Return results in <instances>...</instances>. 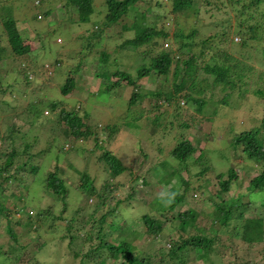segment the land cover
Listing matches in <instances>:
<instances>
[{"label": "rangeland", "instance_id": "374dc122", "mask_svg": "<svg viewBox=\"0 0 264 264\" xmlns=\"http://www.w3.org/2000/svg\"><path fill=\"white\" fill-rule=\"evenodd\" d=\"M30 1L32 6L29 8L21 0H3L1 3L2 5L7 3L10 5L14 3L17 5L22 4V7L20 5L14 11L17 14L18 27L25 38V43L30 45L31 51L22 57L13 58L10 56L9 59L4 60L0 64V79L3 81L4 76L8 72L7 77L9 78L5 79V83L14 81L13 87L5 96L0 97V115H3L0 116V131L7 133L9 132V127L14 124L18 126L19 124L20 126L22 125L21 131L27 133V135H23L19 131L16 137L15 146L21 150V156L17 158V163L29 160L27 157L30 153H39L41 155V152L46 147L49 150L42 158L37 155L34 157L31 155L32 160L39 158L26 163L28 169H31L32 165L36 163L38 165L36 172L24 170L17 173L16 176L20 178V181H18L17 187L14 186L15 190L12 192V194L14 193L20 197L16 196L19 200L17 211L7 204H2L8 198L5 193V195H0L2 199L0 201V211L5 207L3 210L10 212V218L13 219V222H23L24 220L29 223L39 222L38 212L41 208L48 207L55 215L63 214L65 218L47 220L44 228L40 231H36L33 227L27 226L26 228L21 225L23 231L20 228L17 230L21 234H26V240L30 241V244L25 249V254L16 264H82L79 260L80 258L74 254L75 249H80L77 244L79 238L73 244L70 243V245L66 227L68 220L72 221V223L75 222V218H79V221L82 220L86 213L89 212L88 209L97 203V197L79 188L83 182L81 173L87 170L90 177L94 179V185L97 190H102L105 185H108L112 194L121 198H124L135 185L136 198L147 203L149 199L152 200L155 197L159 190V182L156 177H161L167 173L168 164L165 159L174 163L171 166L177 164V160H174L170 154L165 155L166 151H170V145L173 147V144L176 143L175 138L190 139L199 149L201 148V156H198L200 154L194 155L197 161L195 162V159L189 163L191 164V171L187 174L184 173V176H188L191 179L194 177L193 184L195 185L200 183L202 175L200 174L199 177L197 173L203 170L205 178L210 179L208 187H205L206 196H202L200 192L190 191L186 193L188 195L185 202L180 204L181 210L188 207L198 210H210L211 201L208 200V197L220 188L218 174L227 172L230 167H235L240 175L238 181L240 185L233 186L230 193L223 192L221 197H215V199L224 204V202H229L232 197L237 198L236 200L238 201V196L241 194L244 195L242 197L252 198L251 193L255 192L253 204L248 206L243 217L264 216V205H262L264 192L261 191L263 189L258 187L260 184L256 181L261 166L254 160L247 159L244 155H241L240 150L237 152L231 151L235 134L244 129V127L259 126L264 118V96H259L253 92L262 85L259 83L261 79L259 78L258 80V76H260V73L264 74V42L246 38V32L239 29L240 24L242 25L252 13L256 17L253 19L248 17L251 19L250 23L255 22L260 17V9L264 7V1L260 4L258 12L255 8L248 5L243 6L244 4L227 6V10H224V8L220 10L214 5V2L209 4L204 1L199 6L200 1L198 0L196 8L200 7V9L197 13L194 10L190 11V13L175 11V0H170L167 4L162 5L154 4L149 9L146 8L147 4L143 0L137 2L135 8L147 15L145 22L150 26L156 24L159 28H165L172 34L180 27H183L184 30L187 29L186 33H190L193 28L199 29L193 42L194 47L189 50L190 55L192 53L198 54L201 50H205L203 61L199 64V70L196 71L199 78L209 82L213 79V76L206 71L204 66L212 62L211 56L215 55V52L219 51V49L228 51L229 54L235 57L237 62L243 67L246 66L247 71H249L245 81H240L238 77L235 78L237 81L236 86H232L229 93L224 92L220 101H207L205 109L210 107L212 115L203 118L202 121H193V126L189 129L190 133L188 136H185L188 130L178 128V130H174V128L178 127L179 122H182L181 118L186 119L191 114H197V107L181 104L182 108L178 111L176 109L177 106H173L171 109L176 111L177 114L181 113V116L171 115L170 119L168 117L164 119V116L161 115L156 117L152 113L146 114L139 107L142 104L133 106L131 110L126 112L133 91L132 86L126 87L124 85L125 87H122L121 83L115 90H103L102 87L100 89L105 78L106 82L115 81L112 78L108 80L105 73H111L123 67L130 75L136 77V71L140 67L149 68L151 66V60L148 56L151 55L153 57L156 55L155 52L158 51V49H155L151 53L146 52V56L142 55L144 49L137 50L127 43L124 44V47L122 46L126 39L135 35V30L131 29L133 17L130 16L125 20V26L122 23H116L113 26H109L110 28L106 26L105 29L110 32L107 38L105 36L106 39L101 36L93 38L91 33L94 30V26H104L102 23L107 12L106 6H104L105 0H96V11L91 15L90 21L85 23L78 22V19L76 20L78 12L72 5L67 3V0H43L42 3L37 0L38 4H35L34 0ZM248 1L244 0V2ZM194 2L197 1L195 0ZM39 13H43L42 18L37 16ZM168 22L170 23L169 28ZM177 22H179L178 25L176 24ZM244 26L246 27L247 25ZM2 29L3 27L0 23V32H2ZM213 33L217 34V37H215L217 44H209L204 47L201 41L209 35H214ZM244 41H246L245 44H243ZM163 42L164 47L167 50L173 49L172 51L177 57L181 40H165L163 38ZM146 47L144 46V48ZM105 48L109 49L106 50ZM100 52L102 55L111 53V56L108 57V60H102L103 63L99 56ZM57 60H61V62L56 69L54 65ZM175 66L176 62L174 61L168 75L159 72L155 73L154 69L153 71H148L150 74L137 80V84L146 92L162 88L163 86H166V89L171 88L172 82H178L186 69L193 72L197 65L194 62H190L188 66H182L181 76L176 80L174 79ZM73 72L78 86L75 90L70 89L67 94H64L62 88L69 75L73 74ZM97 73L100 76H97ZM26 74H29L28 76L31 79L29 83L25 81ZM109 85L107 84L105 87ZM201 87L202 89L205 88L202 84ZM39 99H45L46 101L41 102L40 112H43V114L41 113L40 118L35 123L32 120L24 119L25 114L22 116L14 115L18 111H26L30 102ZM151 100L154 102L153 99ZM54 101L60 102L56 110L54 112L46 110L48 108L51 109L50 104ZM62 103H66V105H62ZM144 105L148 108L152 106V103H149V99H147ZM63 107H65V110H78L77 112L83 117L85 123L95 128L98 125V128H96L97 135L91 134L87 138H74L66 120L60 118ZM155 118L157 121L153 122ZM33 124L38 129L35 128L36 130L32 133L30 129ZM101 124L104 125L103 128ZM113 124L118 125V131L111 133L107 126L111 125L112 127ZM199 126L202 131L197 130ZM151 131L154 134H151ZM22 136H25V139ZM96 136L99 137V141L96 140ZM97 142L102 146L98 147ZM26 143L30 145L27 148V152H25ZM1 144L5 143L0 142ZM158 145L165 148V156L158 149ZM105 149L120 157L123 163L128 166V169L114 177L106 163L99 159ZM151 160L157 161L156 164L161 162L163 165L155 164L156 166L154 165L155 167L150 172ZM56 163L60 165L59 172L70 184L68 185L70 189L68 200L70 203L67 211L63 213L62 209L64 206L62 201L48 195L44 191L45 179L49 171L55 169ZM192 173L196 174L193 176ZM143 176L152 181L151 185H143ZM27 185L28 191L25 190ZM248 186L253 187L248 189ZM150 192L153 194L151 195ZM153 204H155V200L148 206ZM76 209H80L82 214L77 216L75 214ZM30 210L35 214H31ZM127 211H129L128 215L131 214L138 218L135 227L139 230L143 229L145 224L140 210L134 209L131 211L127 209ZM236 212L239 214L242 209L239 208ZM168 213L170 214L171 212L168 210ZM151 214L159 216L156 207ZM0 219H3V216H0ZM243 219L235 216L233 221H230L231 223L229 222L227 226L218 224L221 234H224L223 239L226 243L224 244L221 240L223 247L227 245L230 247L228 248L229 250H233L231 247L237 244L236 235L244 228V223L238 226H236V223H241ZM174 220L175 222L169 224L160 238H155L148 234L143 235L141 239H139V236L135 237L139 246L143 244V240L148 238L150 239L148 247L155 249L164 247L166 249L163 258H158V264H172L173 257L168 253V249L170 248V237L174 235L178 225V220ZM5 223L7 221L4 219L0 222V234H3V236H0V241L3 242L9 240V236L5 234V232L7 233ZM212 227V218L199 214L197 226L189 228L187 232L189 234H198L200 231L211 235ZM222 227L224 228L222 229ZM127 231L130 232V230ZM81 234L83 233L81 232ZM39 235H42V238H39ZM115 235V231L110 230V239L113 240ZM131 240H133V235H131ZM37 245H40V247H37ZM241 245L243 244L241 243ZM3 246L4 243L0 242V264H11V257L9 258V256L12 254L7 252ZM144 246L147 247L146 245ZM35 250L37 254H34ZM153 251L156 252V250ZM261 253L248 250L246 258L250 262L264 264L262 262V260L264 261V248ZM18 256L19 253H16V257ZM198 256L196 249L192 248L188 264H210L209 259L204 260ZM16 257L14 255L15 259H17ZM216 259V257H211V260Z\"/></svg>", "mask_w": 264, "mask_h": 264}, {"label": "trees", "instance_id": "16d2710c", "mask_svg": "<svg viewBox=\"0 0 264 264\" xmlns=\"http://www.w3.org/2000/svg\"><path fill=\"white\" fill-rule=\"evenodd\" d=\"M21 1L26 5L27 8L32 6L31 1L29 2V0ZM40 1V3H42L43 0ZM138 1L139 0H105L104 6H106L105 8L107 12L102 23L104 26H94L91 36L93 38L98 36L105 38L106 36L107 38L110 32L105 29L106 26H113L116 23H122V25L125 26V20L131 16L133 17L131 29L135 30V35L132 38L126 39L122 46L124 47V44L127 43L137 50L144 49L142 55H146V52L151 53L155 49H158V51L155 52L156 55L153 57H151V55L148 56L151 60V66L149 68L144 66L140 67L139 70L136 71V77L130 75L129 72L124 70L125 68L123 67H120L111 73H105V76L108 77V80L112 78L115 79V81L106 82V78L103 76L105 80L102 81L100 89L102 87L103 90H115L120 86L119 84L121 83L122 87H125L124 85H126V87L132 86L133 91L128 102L126 112L131 110L133 106H139L142 104V106L139 107H141L146 114L149 115L152 113L156 117L161 115L164 116V119H166V117L169 118L171 115L181 116V113L178 112L179 114H177L176 111L171 109L173 106H177L176 109L178 111L180 108H182V106H180L181 104H189L192 107H197V114H191L186 119L181 118L182 122H179L178 127L174 128V130L177 128L188 130L187 134H185V136H188L190 133L189 129L193 126V121H202L203 118H207L209 115H212L210 107L205 109L207 101H220L224 92L229 93L231 91V87L236 86L237 81L235 78L238 77L240 81H245L249 71H247L246 66L243 67L239 62H237L235 57L229 54L228 51L219 49V51L215 52V55L211 56L212 62H209L204 66L206 71L213 76V79L209 82L199 78L196 71L199 70V64H201L203 61L205 50H201L198 54L192 53V55H190L189 51L194 47L193 42L195 41V36L198 34L197 31L199 29L193 28L190 33H186L185 31L187 29L184 30L183 27H180L172 34L165 28H159L156 24L154 26H150L149 24H146L147 22H145L147 15L135 8ZM143 1L147 4V9L153 7L154 4H165L159 0ZM194 1L195 0H175L174 10L188 13L194 10L197 13L200 7L196 8V6H198V0H196L197 2ZM199 1V6H201L204 1L205 3L209 4L214 2V5H216V7L220 10L223 8L224 10H227V6L230 7L234 4H244L243 6L248 5L249 7L255 8L256 11H258L260 4H262L264 0H249L248 2H244V0ZM2 2L3 0H0V23L3 27L2 32H0V64L4 60L9 59L10 56L13 58L22 57L31 51L30 45L25 43V38L18 27V20L16 17L17 14L14 11L20 5L22 7V4L20 3L17 5L14 3L13 5H10L7 3L2 5ZM33 2L38 4L37 0H34ZM95 2L96 0H67V3L72 5L73 8L78 12L76 20L78 19V22L82 23L90 21L91 15L96 11ZM37 16H41L42 18L43 13H39ZM248 17L253 19L256 16L252 13L251 16ZM248 17L245 19L242 25L240 24L239 29L246 32V38L256 39L259 42H264V7L260 9V17L257 18L255 22L250 23L251 19ZM178 23L179 22L176 24L178 25ZM169 24L170 23L168 22V28L170 26ZM244 25L247 26L245 27ZM215 37H217V34L207 36L206 39L201 41L202 45L204 47L208 46L209 44L214 45V43H216ZM163 38L165 40H181L177 57L174 51H172L173 49L167 50L166 47H164L165 45L163 44ZM245 43L246 41L243 42V44ZM144 46L147 47L144 48ZM105 49L108 50L109 48ZM99 56L101 62H103L102 60L109 59L108 57L111 56V53H104V55H102L100 52ZM174 61L176 62L174 69L175 80L181 76L182 66H188L190 62H194L197 66L193 72H190L188 69H186L178 82H172L171 88L166 89V86H163L162 88H157L155 90L146 92V90L143 91L142 87L137 84V80H140V78L145 75H149L150 73L148 71H153V69L155 73L159 72L164 75H168L171 71ZM60 62L61 60L56 61V66L54 65L56 69ZM8 74L9 73L7 72L3 81L0 79V97L5 96L14 85L13 80L5 83V79L9 78L7 77ZM28 75L29 74H26L25 76V81L27 83H29V80H31ZM74 75L75 74L73 72V74H70L67 78V81L62 88V92L64 94H67L70 89L75 90L78 86ZM96 75L100 76L99 73ZM259 78L261 80H259ZM258 80L263 86L261 85V87L257 88L253 92L259 96H264V74L260 73ZM107 84L110 85L105 87ZM201 84L203 87H205L204 89H202ZM147 99H149V103H152V106L148 108L145 107V105L143 106ZM151 99H153L154 102ZM42 101L46 100L39 99L32 101L29 103L28 109H26V111L21 110L14 115L22 116L25 114L24 119L32 120L35 123L36 120L40 118L41 113L43 114V112H40V105ZM137 102L140 103L135 104ZM59 105L60 102L54 101L50 104L52 110L50 108L45 109L54 112ZM62 105H66V103H62ZM77 111L75 109L65 110V107H63L60 113V118L62 120H66L73 137L79 139L87 138L91 134L97 135L96 128H98V125L95 128L94 126L85 123L83 117ZM156 121L157 119L155 118L153 122ZM261 123L262 124L255 127H244V129L237 132L232 140L233 148H231V151L237 152L240 150L241 155H244L247 159L254 160L261 166V170L258 172L256 181L260 184L258 187L263 189L261 191L264 192V118L262 119ZM18 126L14 124L12 127H9V132L7 133H2L0 131V142L5 143L0 145V195L5 193L8 196L7 200L3 201L2 204L11 206L15 211H17L16 208L19 204V200L16 197L18 195L14 193L12 194V192L15 190V187H17L18 181H20V178L16 176L17 173L24 170L35 171L38 167L35 162V165H32L31 169L26 167V163L32 160V156L34 157L37 155L40 158L44 157V154H46L49 150V148L46 147V149L41 152V155H39V153H30V155L27 157L29 160H24L23 162L17 163V158L21 156V150L15 146V141L19 131L22 132V125L20 126L18 124ZM101 126L103 128L104 125L101 124ZM31 127L32 128L30 131L32 133L34 130L38 129L34 126V124ZM107 128L111 133L118 131V125L115 124H113L112 127L111 125L107 126ZM199 129L197 130L202 131L200 126ZM151 134H154V132L151 131ZM23 135H27V133H23ZM22 138L25 139V136H22ZM95 138L97 141H99V137L96 136ZM175 140L176 143L173 144V147L170 145L171 143L169 144L170 151H166L165 155L170 154L174 160H177L176 163L178 165L176 164L171 166L174 163L165 159L166 163L168 164L167 173L161 177H156L159 182V190L155 197L152 200L149 199L147 203L136 198L135 185H133V189H131V191L128 192L124 198H121L113 195L108 185H105V188L102 190H97L94 185V179L90 177L87 170L81 173V180L83 182L79 188L86 190L88 193H90V195L97 197V203L94 204L92 208L88 209L89 212L86 213V216L82 220L79 221V218H75L74 223L68 220V225L66 227V233L68 234V238H70L69 244H73L75 241H77V238H79L77 244L80 249H75L74 254L80 258L79 260L82 264H108L112 262L114 264H158V258H163L166 249L164 247H159L157 249L148 247V241L150 240L148 238V240H143V244H140L139 246L137 242L138 240L136 238L139 236V239H141L145 234L151 235L155 238H160L163 236L164 231L169 226V224H173L175 222L174 219L178 220V225L174 235L170 237V248L168 249V253L173 257L172 264H188L190 250L192 248L196 249L198 255L200 256H198L199 258L204 260L209 259L210 264H262L253 261L250 262L246 258L248 250L262 254L261 251L264 248V216L243 217V214L245 211H247L248 206L253 204V197L256 193H251L252 198L242 197L244 195L241 194L238 196V201L236 200L237 198L232 197L229 199V202H224V204H221L220 201L216 200L215 197H221L223 192L230 193L232 191L231 188L239 184L238 181L240 175L238 174V171H236L235 167H230L227 172H221L218 174V184L220 188L217 191H214V193L208 197V200L211 201L210 210H198L193 207H188L187 209L181 210L180 204L185 202V199L188 195H186V193L190 191L200 192L202 196H206L205 190L209 185L210 179L205 178L203 170L197 173L199 177L200 174L202 175L200 177V183L195 185L193 184L194 177L191 179L188 176H184V173L187 174L191 171V164L189 163L196 159L194 158V155L200 154L201 148L199 149L190 139H183L181 137L175 138ZM29 146L30 145L28 143L25 144V152H27V148H29ZM97 146L99 147L102 145H99L97 142ZM158 149L164 155L165 148L161 145H158ZM198 156H201V154ZM38 158L33 160H37ZM99 159H102L106 163L108 169L114 177L122 174L128 169V166L123 163L122 159L110 150L105 149ZM196 161L197 159L195 162ZM156 162L157 161H150V172L156 165H163L161 162H158L157 164ZM59 166L60 165L56 163L54 166L55 169H51L49 171L44 182V191L48 195L54 196L55 198L62 201L64 206L62 209L63 213L67 211L68 205L70 203L68 200V194L70 192L68 185L70 184L59 172ZM195 174L192 173L193 176ZM142 182L143 185L147 186L151 185L152 181L143 176ZM252 187L248 186V189ZM25 188V190L28 191V185ZM182 190H184V192H182ZM150 194L152 195L153 193L150 192ZM154 200L155 204L148 206V204ZM0 201H2L1 197ZM262 205H264V202H262ZM155 207L159 215L158 217L154 214H151L152 211H155ZM239 208L242 209V212L238 214L236 211H238ZM3 209L0 211V216H3V219L7 221V223H5L7 233L5 232V234L9 236V240L6 242H0L4 243V249L12 254L9 256V258L11 257V264H16L18 260L22 258L23 254H25V249L30 244V241L26 240V234H21L17 230L20 228L21 231H23V227L21 225L26 228L27 226L33 227L36 231H40L42 228H44L47 220L65 218L63 214L55 215L54 212L48 207L41 208V210L38 212L40 218L39 222L29 223L27 220H24L23 222H13V219L10 218V212H6ZM127 209H130L131 211L134 209L140 210L142 213V220L145 224L143 229L139 230L135 227L138 218L134 217V215L132 216L131 214L128 215L129 211H127ZM168 210L171 212V215L169 213L167 214ZM29 212L33 214L32 210ZM75 214L79 216L82 214V211H80V209H76ZM199 214L212 218L213 227L211 230V235L202 233L200 231L198 234H189L187 232L189 228H195L197 226ZM235 216L244 218L241 223H236V226L244 223V228L236 235L237 244L231 247L233 250H229V246H222L223 242L224 244L226 243L223 239L224 234H221L218 224L220 226H227L230 221H233ZM3 219H0V222ZM13 224L16 225L13 226ZM223 228L224 227H222V229ZM110 230L115 231L116 233L113 240L110 239ZM127 230H130V232ZM80 231L83 234H81ZM131 235H133L134 241L131 240ZM0 236H3V234L1 233ZM38 237L42 238V235H39ZM241 243L243 245H241ZM37 247H40V245H37ZM153 250H156V252ZM16 253H19L18 257H16ZM35 253L37 254L36 250L34 251V254ZM14 255L17 259L14 258ZM211 257H216L217 259L211 260ZM262 262L264 261L262 260Z\"/></svg>", "mask_w": 264, "mask_h": 264}, {"label": "clouds", "instance_id": "9594fccd", "mask_svg": "<svg viewBox=\"0 0 264 264\" xmlns=\"http://www.w3.org/2000/svg\"><path fill=\"white\" fill-rule=\"evenodd\" d=\"M159 1L167 4L170 0H159Z\"/></svg>", "mask_w": 264, "mask_h": 264}]
</instances>
